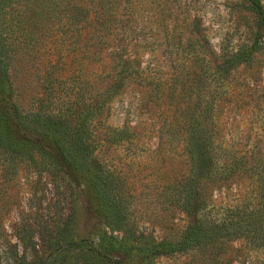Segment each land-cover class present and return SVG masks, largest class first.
<instances>
[{
    "label": "rangeland",
    "instance_id": "obj_1",
    "mask_svg": "<svg viewBox=\"0 0 264 264\" xmlns=\"http://www.w3.org/2000/svg\"><path fill=\"white\" fill-rule=\"evenodd\" d=\"M169 1L172 6L162 7L163 19L157 22L156 9L144 10L138 25L148 31L146 35L153 37L157 24L162 23L169 28L175 25L176 31L192 29L201 45L210 44L218 52L225 45L251 42L253 18L240 0ZM262 44V53L253 63L230 74L231 84L223 81L215 95L213 120L233 131L238 128L239 136L249 128L254 132L264 126V39ZM57 48L56 44L42 46L34 58L20 51L13 59L10 79L16 103L23 112L51 111L71 120L89 109L87 129L91 135L85 143L92 149L93 180L101 182L99 176L107 173L113 180L111 194L118 195L121 207L114 221L134 237L141 234L143 243L162 238L176 241L193 219L179 209L173 196L191 161L182 137L171 138L164 131L177 98L170 94V78L174 80L176 75L172 71L184 74L187 68L179 65L173 70L167 55L148 47L141 58L142 67L151 61L148 68L155 66L167 79L165 97L157 98L156 90L151 91L143 78H124L118 83L120 79L107 74L110 63L71 52L60 56ZM179 88L180 81L176 91ZM101 102L99 115L90 110ZM187 103L186 97L180 105ZM120 128L128 135L115 141L112 133ZM235 187L232 183L230 189L211 192L216 203L212 214L222 213ZM94 195L89 176L63 173L33 151L13 153L0 148V264L32 261V253L38 261L50 264H109L85 248L65 252L55 260L44 241L58 237L69 224L77 238L91 240L103 232L120 236L121 230L113 226L112 231L98 216ZM152 264H264V240L218 236L183 251L158 255Z\"/></svg>",
    "mask_w": 264,
    "mask_h": 264
},
{
    "label": "trees",
    "instance_id": "obj_2",
    "mask_svg": "<svg viewBox=\"0 0 264 264\" xmlns=\"http://www.w3.org/2000/svg\"><path fill=\"white\" fill-rule=\"evenodd\" d=\"M168 1L0 0V148L13 153L33 151L63 173L89 176L98 216L112 231L115 226L122 232L120 236L103 232L90 240L77 238L69 224L58 237L44 240L55 260L65 252L85 248L97 260L109 264H152L158 255L183 251L218 236L264 240V126L256 127L254 132L249 128L239 136L238 128L233 131L217 125L212 116L222 82L226 80L230 85L229 75L246 69L262 53L264 4L262 0H240L253 18L251 42L225 45L218 52L210 44L201 45L192 29L186 32L187 27L176 31L175 25L169 28L159 23L153 37L146 35L148 31L138 25L144 10L156 9L157 22L163 19L162 7L172 6ZM50 44H56L60 56L71 52L76 57L92 56L102 64L110 63L107 74L120 79L118 83L124 78H143L151 91L156 90L157 98L165 97L167 79L155 66L148 68L151 61L142 67L146 49L151 47L161 56L167 55L173 70L179 65L187 68L184 74L172 71L176 75L174 80L170 78V94L177 98L164 131L171 138L182 137L184 152L191 161L189 172L181 175L173 196L179 209L193 219L185 224L176 241L162 238L143 243L141 234L134 237L128 228L114 221L121 207L118 195L111 194L113 180L108 179V173L99 176L101 182L93 180L96 172L90 164L92 149L85 143L91 135L87 129L89 109L71 120L63 113L23 112L16 103L10 79L13 59L20 51L34 58L40 47ZM178 81L180 88L176 91ZM186 97L188 103L181 106ZM102 106L103 102L90 110L99 115ZM112 135L115 141H122L128 134L120 128ZM97 168L104 173L101 164ZM232 183L236 185L235 193L222 213L212 214L216 203L211 192L230 189ZM32 256V261L16 264H50Z\"/></svg>",
    "mask_w": 264,
    "mask_h": 264
}]
</instances>
